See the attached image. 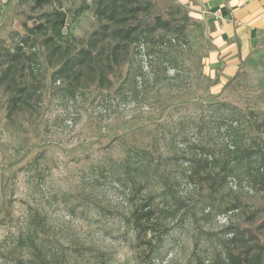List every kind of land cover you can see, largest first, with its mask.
Returning <instances> with one entry per match:
<instances>
[{
  "label": "rangeland",
  "instance_id": "rangeland-1",
  "mask_svg": "<svg viewBox=\"0 0 264 264\" xmlns=\"http://www.w3.org/2000/svg\"><path fill=\"white\" fill-rule=\"evenodd\" d=\"M84 1L63 0L68 37L86 38L98 25L91 10L73 17ZM32 5L0 6V48L37 18ZM159 34L167 44L147 55L153 80L138 93L127 70L146 78L144 58L131 63V54L111 89L92 85L70 100L55 93L45 72L40 99L18 114L9 113L0 87V264H149L131 215L151 192L161 208L160 172L174 190L169 203L187 208L185 222L177 221L183 210L168 220L159 214L173 226L160 256L174 252L162 264H189L199 254L212 260L228 223L252 225L262 217L261 195L236 179L191 175L202 147L226 157L249 134L251 113L264 111V52L247 60L234 85L216 87L202 69L210 42L200 24ZM128 153L133 165L146 166L148 185L141 188L140 178L124 183L119 162ZM232 202L239 211L216 223L215 212ZM252 211L258 213L248 221Z\"/></svg>",
  "mask_w": 264,
  "mask_h": 264
},
{
  "label": "trees",
  "instance_id": "trees-1",
  "mask_svg": "<svg viewBox=\"0 0 264 264\" xmlns=\"http://www.w3.org/2000/svg\"><path fill=\"white\" fill-rule=\"evenodd\" d=\"M32 1V9L39 12L37 18L24 22V32L10 45L0 48V87L7 95L6 104L11 115L34 107L44 87L45 72L50 73L55 93L68 100L92 85L111 89L129 54L132 55L130 62L134 63L136 58L141 57V46L145 45L147 54L151 56L153 47L167 44L160 31L176 32L181 28L185 32L189 25H199L198 20L178 0H85L74 10L73 17L91 10L98 25L86 38H71L64 31L69 13L63 0ZM132 70L129 68L127 74L131 76L138 93L139 89L146 87L148 79L143 78L139 86L137 77L140 74ZM239 74L225 87L234 85ZM119 87L123 89V86ZM251 115L249 134L244 135L246 139L240 138L241 142L226 157L219 158L210 149L202 147V156L192 158L197 166L193 168L191 179L211 177L215 182L219 177L221 182H226L234 178L241 186L245 185L249 191L261 195L263 202L258 211L263 215L255 221H260L257 225L228 223L223 230L226 238L216 248L215 258L211 260L199 254L189 264H261L264 259V239L259 236H264V111L252 112ZM139 151L136 150V154ZM131 159L128 153L119 162L124 183L135 184V180L140 178L141 188L148 185L150 175L146 166L133 165ZM158 178L161 181V208L153 206L156 194L151 192L131 215L138 229L137 237H145L141 242L149 253V264L156 261L162 264L174 252L172 249L160 256L164 238L173 227L160 220V212L168 220L170 215L176 218L183 210L177 221L185 222L187 218L185 203H169L168 195L174 192L169 179L162 172L158 173ZM239 208L237 202L220 207L214 214L215 222L218 223V217L222 215H229L230 221ZM206 211L208 215L214 213L210 207ZM257 213L252 211L248 221L254 220ZM149 234L153 237L146 238Z\"/></svg>",
  "mask_w": 264,
  "mask_h": 264
},
{
  "label": "crops",
  "instance_id": "crops-1",
  "mask_svg": "<svg viewBox=\"0 0 264 264\" xmlns=\"http://www.w3.org/2000/svg\"><path fill=\"white\" fill-rule=\"evenodd\" d=\"M198 20L210 49L203 71L226 84L247 60L264 52V0H178Z\"/></svg>",
  "mask_w": 264,
  "mask_h": 264
},
{
  "label": "built area",
  "instance_id": "built-area-1",
  "mask_svg": "<svg viewBox=\"0 0 264 264\" xmlns=\"http://www.w3.org/2000/svg\"><path fill=\"white\" fill-rule=\"evenodd\" d=\"M10 2V0H0V6H6L8 3ZM147 51L145 49V45L141 46V57L144 58L143 63V68H144V72L146 74V78L153 80V72L151 71V68L149 66V63L147 61ZM142 76H138L137 80H138V85L141 86L142 84ZM229 215H222L218 217V223L222 225V223H228L229 221Z\"/></svg>",
  "mask_w": 264,
  "mask_h": 264
}]
</instances>
